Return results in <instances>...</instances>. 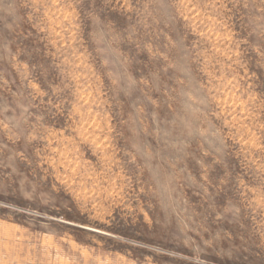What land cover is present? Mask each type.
I'll return each mask as SVG.
<instances>
[{
    "label": "rangeland",
    "instance_id": "rangeland-1",
    "mask_svg": "<svg viewBox=\"0 0 264 264\" xmlns=\"http://www.w3.org/2000/svg\"><path fill=\"white\" fill-rule=\"evenodd\" d=\"M0 264H264V0H0Z\"/></svg>",
    "mask_w": 264,
    "mask_h": 264
}]
</instances>
